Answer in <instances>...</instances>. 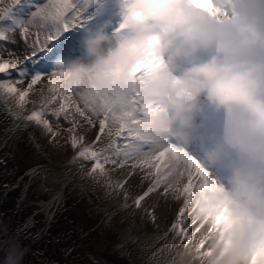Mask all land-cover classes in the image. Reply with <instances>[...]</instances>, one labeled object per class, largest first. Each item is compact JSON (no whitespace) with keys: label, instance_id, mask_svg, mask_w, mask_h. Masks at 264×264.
<instances>
[{"label":"bare ground","instance_id":"bare-ground-1","mask_svg":"<svg viewBox=\"0 0 264 264\" xmlns=\"http://www.w3.org/2000/svg\"><path fill=\"white\" fill-rule=\"evenodd\" d=\"M41 1L43 2L36 8L37 10L32 11L27 17L25 12L30 10L27 7L35 3L34 1L26 0L22 3L18 0L12 7L15 9L14 25L19 29H30V24L35 18L41 20V24L44 21L48 22V26L42 24L44 32L35 34L36 40L42 42L34 50L38 51L37 56L28 59L25 56L22 59L17 55L8 56L13 52L14 44L11 40L5 42L10 33L0 32V74L14 73L17 76L2 84L0 88L6 90V86H10L11 89L18 91L23 85H31L29 92H26L27 98L16 105L19 113L24 115L44 102L42 98L46 93L45 84L52 83L49 88L54 92V86L61 83L60 85H65V88L58 94L59 97L71 91L73 105L81 112V115H77L75 127L72 128L66 126L61 128L52 119L46 120L44 108L35 110L29 117L31 120L42 116L38 123L39 132L44 133L49 152L58 151L68 166L67 169L59 167L51 169L48 182L54 186L58 185L54 194L52 193L47 200L46 210L49 211L52 205L58 204L57 202L63 198L65 189L60 182L67 175L77 176L87 187L106 179L110 187L117 184L120 188L118 209H113L109 216L114 217L116 222L122 225L130 220L140 225V231L134 234L137 236L133 238L138 241L135 243V258L141 259V264H262L264 220L259 219L250 207L233 197L211 169V160L200 152L197 139L188 136L183 148L176 146L173 141L168 143L165 139V137L173 139L175 136L173 124L180 121L182 110H186L190 97L202 89V83L193 79L194 90L187 91L176 84L166 68L163 69L166 40L171 39L175 31L182 30L183 21L191 14L192 6L225 17L237 10L240 3L248 0H191L193 3L191 6L181 5V2L186 0H130L126 4H122L124 0H112V5L111 0L81 1L76 14L88 8V12L94 15L98 9L108 7L107 12L113 15L108 21L113 30L103 35V39L95 37L89 39L83 47L86 53L91 54V60L86 67L88 71L85 74L81 71L79 75L82 81L92 87L91 91L88 86L89 98L86 95L85 102L81 101L78 92L72 90L76 85L68 77L72 73L47 72L38 76L41 78L36 81L38 88L32 86L36 83L33 77L22 76L26 70L38 71L46 67L44 69L51 71L53 67L50 63L56 62L52 61L54 54L44 48L51 39L62 37L61 29L57 25L58 19L51 14L54 13L52 7L58 10L62 28L74 26L68 15L64 16L61 22L60 16L65 9L79 0ZM2 2L3 0H0V9L4 7ZM113 5L117 7L116 10H112ZM177 5L180 6L173 11ZM182 9L187 10L180 17ZM148 14L151 16L143 17ZM93 22L92 19H86L77 25L85 31ZM129 24L132 26L128 27ZM81 30L77 34L75 28L73 33L81 35ZM93 32L95 29L89 31V38ZM109 53L116 56V59L123 63L122 66L121 63L116 65L110 60L99 63L102 57L103 60H108ZM46 56L49 63L45 61L39 64L38 61L46 59ZM143 59L148 66L145 69L150 87L148 93L170 92L168 104L169 109L175 111L174 119L171 115L166 117L167 112H164L160 105L156 106L153 113L146 112L140 123L138 121L132 123L125 116V111L132 109L134 105L130 100L137 91L131 90L130 82L138 88L134 72L129 71L134 66L139 67ZM56 60L64 59L60 56ZM31 61H34L33 66L30 65ZM12 65L16 67L10 70ZM203 70L205 69H198L199 72ZM149 94L144 102H147L146 100H150L151 103L161 102ZM89 102L94 106L92 111L102 109L104 111L99 116L95 115V112L89 110L91 105ZM48 103L51 105L53 102ZM109 106L112 110L102 124V121L99 122L100 116ZM61 110L63 114L67 107ZM168 125L172 126V131ZM126 126L130 127L128 131L125 129ZM14 128L17 129L16 126ZM105 136L108 137V142L116 146V151L98 150L90 154L92 149L89 147L99 139L104 140ZM85 137L87 143L84 142ZM97 137L98 139L94 141L93 138ZM125 141L128 142V146H124ZM98 154L109 156L111 160L100 161L103 158ZM95 189L97 193L106 197L96 185ZM126 235L131 237L133 234L131 235V231L128 230ZM115 247L123 248L125 242H120ZM132 254L134 255L133 252Z\"/></svg>","mask_w":264,"mask_h":264},{"label":"rangeland","instance_id":"rangeland-1","mask_svg":"<svg viewBox=\"0 0 264 264\" xmlns=\"http://www.w3.org/2000/svg\"><path fill=\"white\" fill-rule=\"evenodd\" d=\"M9 1L13 2L14 0ZM35 2L34 6L40 5L42 1L35 0ZM6 9L7 6L0 9V31L15 36L16 32L13 30L16 27L10 25L4 17ZM31 10L34 11L35 7L31 6L30 10L25 12L26 17L32 12ZM52 10L54 11V9ZM42 24L49 25L47 21ZM42 24L41 20L35 18L30 24L29 34L34 29H38L36 30L38 33L44 32L45 29ZM49 30L51 29L49 28ZM19 35L18 32L16 37L13 38L14 50L9 55H18L20 52L24 55L33 50V47H31L33 46V38L29 37V42H21ZM112 61L114 62V58ZM102 62H106V60L104 61L101 58L99 63ZM84 63L71 65L64 70L68 74L72 73L71 76H68L69 78L77 75L79 83L74 85L75 89L72 90L78 92L82 102H85L86 95L89 98L88 85L79 77L81 71L84 74L88 71V68L85 70L87 65H84ZM5 80L7 81L3 76L0 77V84ZM51 84H45L44 91L46 93L43 94L42 99H47L48 94L52 91L49 88ZM30 87L24 85L18 91L7 89L5 90V96L0 91V152L5 154L6 168H10L15 174L19 173L15 177L22 176V181H19L18 185L13 179H7V181L5 179L0 183V206L2 212L9 211L14 225L11 232H9L10 235H0V260L2 262L0 264H30V256L25 254V250L28 246L33 245V241L36 240L38 235H43L41 238L43 244L41 247L39 243L33 246L29 255L38 258L42 261L41 264H61L59 261L61 258L64 259L63 261L66 264L67 256L69 264H141L142 260L135 258V243L138 241L133 238V236H137L134 234L140 231V225L137 222L132 223L131 220L129 221L131 223L128 222L122 225V223H117L114 217L109 216L113 209H118V189L116 192L112 188L108 190L106 184L97 187L102 192H106V197H104L96 192L95 184H92V189L86 190L84 184L74 185V179H72L68 182L67 191L70 190L73 183L79 201L72 200L73 194L68 195L67 193L60 204L57 206L52 205L50 211L45 210L47 200L54 189L52 188L53 185L45 181L44 178L52 172L51 168L67 169V166H64L67 162H63L64 159L58 151L49 152L46 137L43 136L44 133L39 132L38 123L42 116L31 120L24 119L23 115L15 110L17 102L27 98L26 92H29L28 88ZM70 92L62 98L59 97L55 101L53 100L54 103L50 106L44 107L47 115L45 119H52L61 128L65 126L68 128L75 127V122L78 121L77 115H81V112L75 109L76 107L73 105L74 98L71 100L72 95H70ZM89 103L91 104L89 110L95 112V115L99 116L104 111L103 109L99 110L100 112L98 110L92 111L94 106L91 102ZM64 107H67V111L61 114L63 112L61 109ZM10 118H13V123L6 125ZM15 123L18 124L16 125L17 129L13 126ZM103 139H99L93 146L89 147V149H92L90 154L98 150L102 151V149L106 152L116 151L115 145H110L106 136ZM87 141L85 137L84 142L87 143ZM98 156L103 158L100 160L103 162L111 160L109 156H103L102 154H98ZM3 159L4 156H0V169L4 165ZM42 164L45 167H42ZM31 169L37 171L23 176ZM2 175L3 171H0V180ZM11 185L15 187L14 197L11 194L13 191V189H10ZM25 212H27L26 215H23ZM29 214H35V225L26 224V219L30 217ZM141 220L143 219L141 218ZM128 230L131 231V235L133 234L131 237L126 235ZM1 232L2 229H0ZM14 232L15 234L12 236L11 234ZM19 235L22 236L17 238ZM10 236L17 243L12 242L9 248L6 249L7 244L12 240ZM120 242H125V247L116 248L115 246ZM80 245H82L81 248ZM36 249L38 250L36 251ZM108 255L117 259L113 260Z\"/></svg>","mask_w":264,"mask_h":264}]
</instances>
